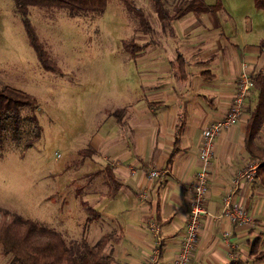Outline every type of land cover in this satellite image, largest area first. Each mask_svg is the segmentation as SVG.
Wrapping results in <instances>:
<instances>
[{
  "label": "crops",
  "instance_id": "1",
  "mask_svg": "<svg viewBox=\"0 0 264 264\" xmlns=\"http://www.w3.org/2000/svg\"><path fill=\"white\" fill-rule=\"evenodd\" d=\"M189 14L181 25L175 23L177 28H158L159 40L144 41L150 44L135 57L141 66L136 87H127L122 106L105 110L99 127L80 148L101 156L106 163L103 170L100 166L90 172L96 174L87 183L105 175L102 184L106 190L94 192L93 197L99 205L95 209L120 225L119 240L111 248L113 264H143L154 240L152 220L162 224L161 264H173L186 228L192 194L189 185L200 168L203 130L229 112L244 63L252 73L264 72V28H253L251 20L249 28H242L231 21L230 14ZM199 24L206 27L192 28ZM253 89L257 99L258 89ZM256 99L251 90V108ZM249 115L248 108L215 139L208 212L201 218L199 240L188 264H264L252 250L255 241L258 250H264L261 178L241 180L234 194L235 201L246 208L250 222L234 224L220 215L223 195L231 191L236 173L251 161L260 162L246 142ZM253 144L264 149V123ZM152 167L164 173L152 180L148 177ZM110 170L121 184L118 188ZM144 188L149 190V199L142 203L139 194ZM0 264H7L1 244Z\"/></svg>",
  "mask_w": 264,
  "mask_h": 264
},
{
  "label": "rangeland",
  "instance_id": "2",
  "mask_svg": "<svg viewBox=\"0 0 264 264\" xmlns=\"http://www.w3.org/2000/svg\"><path fill=\"white\" fill-rule=\"evenodd\" d=\"M181 1L164 0V4L173 12ZM135 2L149 17L153 26L150 34L139 29L138 19L120 0H110L102 13L86 11L77 15L65 8L31 6L28 17L44 49L59 67L51 70L40 64L14 1L0 0V83L36 97L35 114L41 125L39 138L25 148L27 139L38 133L30 118L31 110H22L16 132L12 120L3 122L0 219L4 212H8L9 220L17 214L29 217L56 230L67 242L87 238L95 243L108 234L111 240L107 250L119 240L120 225L95 209L99 205L94 192L105 188V175L87 183L89 173L100 166L103 170L106 163L101 156L80 148L99 127L105 110L122 106L127 87H136L140 79L137 56L125 50L123 41L159 40L158 28L171 30L177 28L175 23L181 25L188 18L186 14L172 26H164L151 0ZM213 12L219 16L230 14L231 21L242 28H249L250 20L253 28H264V10L255 7L254 0H221ZM205 27L199 24L192 28ZM252 93L256 99L253 88ZM83 185L86 187L81 190Z\"/></svg>",
  "mask_w": 264,
  "mask_h": 264
},
{
  "label": "trees",
  "instance_id": "3",
  "mask_svg": "<svg viewBox=\"0 0 264 264\" xmlns=\"http://www.w3.org/2000/svg\"><path fill=\"white\" fill-rule=\"evenodd\" d=\"M13 1L17 12L21 15L29 42L33 46L40 64L45 69L56 70L59 67L48 51L44 49L37 36L36 28L28 17L30 7L65 8L72 15L86 11L102 13L110 0ZM120 1L129 12H132L136 16L139 22V29L145 34H150L153 26L146 11L138 6L135 0ZM151 4L162 25L168 24L172 26L175 20L182 18L188 13L199 16L202 13L218 10L221 0H216L212 4L207 3L206 0H182L175 6L173 12L168 10L164 4V0H151ZM254 5L257 8L264 9V0H254ZM148 40L152 41L151 38ZM149 44V41L140 43L134 38L123 41L125 50L133 54V56H137ZM261 45L264 46V38L261 40ZM179 58H182L181 53H179ZM252 77L254 87L258 89V93L256 103L252 108L248 100L249 97L247 99L250 115L247 119L246 142L251 154L260 160L257 175L264 182V149L253 144V139L259 133L264 123V72L255 71ZM37 103V99L33 94L13 85L0 83L1 132L4 130L3 122L6 120L13 121L16 132L22 119V110L29 108L32 112L30 118L38 133L34 137L27 139L25 148H28L40 136L41 125L35 114ZM109 172L113 183L118 188L121 184L116 180L112 171L110 170ZM95 174L96 172L89 173L87 181L92 176H95ZM80 188L82 190L83 186ZM117 188L110 194L113 195ZM3 214V217L0 219V244L2 252L7 256V264H113L115 261L112 250H107L108 242L111 240L108 234H104L95 243H91L87 238L71 239L67 242L56 230L43 226L29 217L17 214L9 220L6 217L8 212H4ZM257 243L255 241L252 245L255 258L257 260L264 259V250H258Z\"/></svg>",
  "mask_w": 264,
  "mask_h": 264
},
{
  "label": "built area",
  "instance_id": "4",
  "mask_svg": "<svg viewBox=\"0 0 264 264\" xmlns=\"http://www.w3.org/2000/svg\"><path fill=\"white\" fill-rule=\"evenodd\" d=\"M253 87L254 80L252 74L248 71L247 64L244 63L229 112L220 119L210 121L203 130L199 150L200 168L196 172L194 180L189 185L192 194L188 204L186 228L180 240L179 250L173 259V264H188L191 260L199 240L201 218L208 212L206 203L209 193L210 171L212 166L211 158L214 154L215 139L224 128L234 124L247 112V99ZM259 164V161H251L244 168H241L232 180L233 187L231 191L223 195V206L220 215L227 216L234 224H245L251 221V217L247 213L246 208L235 201L234 194L241 180L244 179L249 182L255 180ZM163 173L164 170L152 167L148 170V177L152 180L157 179ZM139 196L142 203L146 202L149 199V190L146 188L142 189ZM150 225L154 234V240L150 254L143 264H161V253L164 242V238L160 233L162 224L161 222L152 220ZM224 235L228 237L229 232L226 231Z\"/></svg>",
  "mask_w": 264,
  "mask_h": 264
}]
</instances>
